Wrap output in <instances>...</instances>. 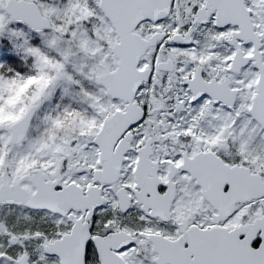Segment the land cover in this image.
Listing matches in <instances>:
<instances>
[{"label":"snow or ice","instance_id":"snow-or-ice-1","mask_svg":"<svg viewBox=\"0 0 264 264\" xmlns=\"http://www.w3.org/2000/svg\"><path fill=\"white\" fill-rule=\"evenodd\" d=\"M0 264H264V0H0Z\"/></svg>","mask_w":264,"mask_h":264}]
</instances>
